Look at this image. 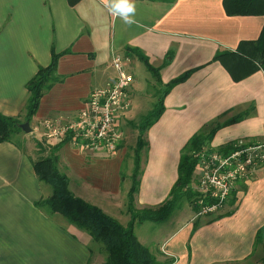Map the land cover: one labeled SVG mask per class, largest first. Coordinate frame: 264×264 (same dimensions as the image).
Instances as JSON below:
<instances>
[{
    "label": "crops",
    "instance_id": "1",
    "mask_svg": "<svg viewBox=\"0 0 264 264\" xmlns=\"http://www.w3.org/2000/svg\"><path fill=\"white\" fill-rule=\"evenodd\" d=\"M117 2L81 0L70 7L67 0H0V115L23 120L25 85L39 67L49 65L52 49L67 52L57 64L63 80L42 96L29 123L44 142L42 121L75 119L89 93L114 75V55L126 57V48L137 49L160 68L172 51V60L159 70L162 85L191 73L164 96L163 112L145 134L147 149L134 196L136 209L155 208L167 199L177 180L180 152L197 132L247 112L242 121L217 130L209 149L264 141V65L234 82L212 61L216 52L256 41L264 19L228 17L222 0H130L135 12L129 24L114 7ZM126 58L136 67L134 56ZM29 150L16 140L0 144V264H88L90 237L36 208L50 189L38 181ZM57 155L58 171L74 197L128 223L123 150L107 155L62 144ZM232 193L234 204L226 202L217 219L188 215L174 232L152 227L155 237L136 238L158 264H261L251 259L256 233L264 226V165Z\"/></svg>",
    "mask_w": 264,
    "mask_h": 264
},
{
    "label": "trees",
    "instance_id": "2",
    "mask_svg": "<svg viewBox=\"0 0 264 264\" xmlns=\"http://www.w3.org/2000/svg\"><path fill=\"white\" fill-rule=\"evenodd\" d=\"M80 1L67 0V3L70 7H73ZM152 1L172 3L175 0ZM222 7L228 17L261 16L264 19V0H222ZM66 53V51L56 53L52 49L49 65L39 67L36 74L26 83L27 97L23 106L24 116L22 121L18 118L0 115V144L12 143L18 135L22 134L20 125L25 122L28 124L31 122L37 112L42 96L55 84L63 80V77L57 75V64L60 57ZM124 54L126 57L134 56L141 62L147 72L162 88L151 110L138 121V124L135 125L133 123V127L137 131V137L129 178L131 186L125 203L126 213L129 216L127 225L122 226L118 221L104 214L99 208L74 197L70 193L67 178L58 171L57 155L62 144L67 140L53 146L46 144L50 147V154L45 158L32 161L33 171L38 181L50 189L49 195L37 202L35 206L48 216H61L68 224L88 235L93 243L101 245L106 253L102 264H158L154 254L139 243L134 234V227L143 222L160 223L164 221L171 212L181 207L183 201L190 204L196 203L199 196L190 188L197 164L195 155L203 151H211L209 145L216 131L224 126L242 121L248 113L238 114L222 124L216 123L207 132L201 130L194 134L180 152L177 180L172 186L167 199L158 207L138 210L134 206V196L138 192L139 178L141 176V152L147 149L145 134L162 114L164 96L174 86L184 82L191 71L181 74L166 85H162L159 70L167 66L172 60V51L166 54L160 68H153L149 64L147 57L137 49L126 48ZM212 61L219 62L234 82H239L256 72L259 67L264 65V24L256 41L240 42L237 49L233 52H216ZM254 63L257 65H254ZM235 144L226 145L216 151L223 154L230 153L234 149ZM206 202L209 201L206 200ZM234 202L235 198L232 197L229 204L233 205ZM219 217H216V219ZM263 232L264 226L256 233V244L259 242ZM260 262L264 264V256Z\"/></svg>",
    "mask_w": 264,
    "mask_h": 264
},
{
    "label": "built area",
    "instance_id": "3",
    "mask_svg": "<svg viewBox=\"0 0 264 264\" xmlns=\"http://www.w3.org/2000/svg\"><path fill=\"white\" fill-rule=\"evenodd\" d=\"M129 62L121 55L112 57L114 75L102 88L89 93L75 119L42 121L45 143L53 146L67 140L82 150L115 154L123 140L121 123L132 110L134 77L128 72ZM196 157L193 185L199 196L200 216L219 211L235 185L252 177L264 165V141L238 143L227 154L203 151ZM206 200L210 203L205 205Z\"/></svg>",
    "mask_w": 264,
    "mask_h": 264
},
{
    "label": "rangeland",
    "instance_id": "4",
    "mask_svg": "<svg viewBox=\"0 0 264 264\" xmlns=\"http://www.w3.org/2000/svg\"><path fill=\"white\" fill-rule=\"evenodd\" d=\"M135 66L136 67H134L131 62H129L128 64L129 67L128 72L134 76L136 81V91L132 93V110L121 123V132L123 133V140L119 144L116 150V152L121 150H123L124 152L122 166L120 170H121V177L122 179L124 178L125 180L124 185L125 187L126 185L128 187L126 196L131 186V182L129 178L132 170L133 150L135 146V140L137 137V131L135 127H133V123L135 125L138 124L139 123L138 121L143 116H145L148 111L151 110L156 98L159 96L160 92L162 91L161 86H159L156 83V80L147 72V70L145 69L142 63L137 61V64H135ZM205 131L206 132L209 131V128L205 129ZM23 135L26 136L25 139L22 138ZM40 139H41L40 134L34 133L32 131L30 134H24L22 132V134H20L18 137L15 138V140L18 143H20L22 146H24V148L27 146L28 149H30L29 153L32 159L34 160L45 158L50 154V147H48L44 141H39ZM63 144H68L76 149H80L79 147L73 145V143L68 141H66ZM142 152H141V160L143 156ZM196 156L197 155H195V157ZM58 168L59 171L61 172L62 167L60 166ZM190 188L195 192L194 185L193 186L190 185ZM126 196H125V203H126ZM231 198L232 197L230 194L227 202H229ZM200 210H201V205H199L198 201L192 204L183 201L181 207L171 212L168 215V217L164 220L165 222H163V224L145 222L141 225H136L134 228V234L143 241V238L150 239L152 237H155V233H152L151 231L152 227L154 229L167 227L169 230L167 232H174V230H176V228L186 220L188 215L194 216L195 214H198ZM115 212H117L116 214H118V210ZM222 214H223V208L219 211H216L215 213L200 215V216L208 217L209 219H211L216 216L218 217L219 215ZM127 217L129 218V216ZM119 224H124L123 226L127 225L126 220H124L123 217L121 220L119 219ZM90 251H91V255H90L89 264H102L104 262L106 253L101 245L91 242ZM263 256H264V232L261 235L259 242L254 246L253 258L251 259V261L254 260L261 261Z\"/></svg>",
    "mask_w": 264,
    "mask_h": 264
},
{
    "label": "clouds",
    "instance_id": "5",
    "mask_svg": "<svg viewBox=\"0 0 264 264\" xmlns=\"http://www.w3.org/2000/svg\"><path fill=\"white\" fill-rule=\"evenodd\" d=\"M114 7L123 16L126 23L130 24L133 22L130 19L129 14H133L135 12V7L132 3H130V0H118V2L114 5Z\"/></svg>",
    "mask_w": 264,
    "mask_h": 264
},
{
    "label": "water",
    "instance_id": "6",
    "mask_svg": "<svg viewBox=\"0 0 264 264\" xmlns=\"http://www.w3.org/2000/svg\"><path fill=\"white\" fill-rule=\"evenodd\" d=\"M20 129L24 134H30L31 128L27 122L20 125Z\"/></svg>",
    "mask_w": 264,
    "mask_h": 264
}]
</instances>
